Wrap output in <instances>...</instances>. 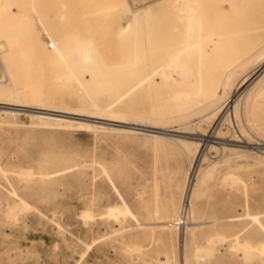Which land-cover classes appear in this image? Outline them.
I'll use <instances>...</instances> for the list:
<instances>
[{
  "label": "rangeland",
  "instance_id": "obj_1",
  "mask_svg": "<svg viewBox=\"0 0 264 264\" xmlns=\"http://www.w3.org/2000/svg\"><path fill=\"white\" fill-rule=\"evenodd\" d=\"M16 1L0 29V43L6 36L17 40L14 66L1 61L0 54V87H13L14 93L0 102L38 109L0 105V264H186L188 254L195 256L193 264H245L232 241L243 228H252L251 214L264 218V74L261 81L252 82L255 77L239 88L237 84L250 73L264 71V0H233L225 6L218 4L221 0H201L203 7L212 4L219 10L207 19L204 36L213 41L204 46L201 66L204 74L216 77L218 89L215 101L188 111L167 102L163 87L138 84L133 73L125 83L111 82L109 91L94 94L98 106L42 102L50 92L66 96L78 90L76 94L85 96L88 92L77 79L89 80L90 73L76 69L62 85L56 79L70 72L71 63L31 52L36 35L53 50L41 12L64 13L63 18L44 21L58 24L50 29L67 33L74 47L96 50L108 72L128 71L135 65L132 50L128 41L116 38L117 32L131 11L163 0ZM31 2L37 11L28 9ZM4 6L0 4L1 14L6 13ZM165 12L161 5L136 18V26L146 25L148 59L166 54L167 35L154 29ZM172 34L179 35V29ZM178 76L174 71L173 77ZM16 109L30 111L28 120ZM39 109L52 112L36 113L48 112ZM146 125L185 129L188 134L165 131L171 133L161 138L133 130L148 129L141 127ZM210 133L219 140L205 142ZM178 136L193 145L178 144ZM53 154L70 160L58 164ZM190 168L194 182L199 171L214 169V184L193 200L200 224L194 227L193 253L180 247L174 227L160 223L161 216L154 213L156 207L169 219L179 213L172 199ZM27 171L33 175L29 180L24 178ZM125 208L131 213L120 212ZM217 218L219 223H210Z\"/></svg>",
  "mask_w": 264,
  "mask_h": 264
},
{
  "label": "bare ground",
  "instance_id": "obj_2",
  "mask_svg": "<svg viewBox=\"0 0 264 264\" xmlns=\"http://www.w3.org/2000/svg\"><path fill=\"white\" fill-rule=\"evenodd\" d=\"M232 1L233 0H221L218 4L225 6L227 3L229 4ZM15 3H17L16 0H0V4L5 5L4 7L6 8V13L4 14L0 13V29L3 25H6L5 17L13 13L12 6L15 5ZM202 3L203 2H201V0H163V1H156L153 4L149 5L147 8L139 10L137 12L131 11V15L129 16L127 21H125V24L119 28V31L117 32V35H116V38L118 40L128 41L130 43V48L132 50V59L135 62V65H132L128 71L126 69L122 71H116L112 69L108 72L107 70L104 69L103 64H102V59L100 58V56L98 55L99 53H97L96 50H94V52L92 51L88 53L89 49H86V52H83L82 49L77 48L76 45L74 47L67 33L61 32V30H59L58 28H55L52 30L50 29L52 26L54 27L58 26V24L51 23L50 25H48L44 21V19L47 21H51L52 19L63 18L64 13L51 15V13H48L47 11L41 12L40 20L45 30L49 32L48 36L51 39L53 50L50 53L49 48L45 47L43 42L41 41L40 35L39 36L36 35V36H33L32 38L31 52L34 55L39 54L38 56L45 60H48L50 58V59H56V60L63 61V63L64 62L69 63V64L71 63L70 72L63 74L61 78L59 77V79H56L57 81L58 80L61 81L62 85L66 86V84L69 83V81L71 80V74H73V72H76V69H84L86 72L90 73L89 80L77 79L80 85L85 87L86 91L88 92L85 96H80L76 94L78 90L76 92H71L70 95L69 93H67L68 96L67 95L62 96L60 94H55L54 92L52 93L50 92L45 98H42L43 99L42 102L46 103V105L47 104H60L63 106H68V107L70 105L71 106L75 105L76 107H80L84 102H91L98 106L99 104L95 99L96 94L109 91L112 87L110 86L111 82L113 84L119 83V81L120 82L122 81L125 83V81H128L129 79L128 75L133 73L134 79L138 80L137 82L138 84L142 82H150V84L155 85L156 88L163 87V89L165 90L167 94L166 95L167 102L173 103L174 107H176L178 110L180 109V111H188L190 109H197V108L199 109L203 105H208L212 103L217 95L218 81L216 80V77L213 76L212 74L210 73L204 74V72L201 69V66L203 64L204 57H205L204 56V52H205L204 46L207 45V43L209 44L210 42L213 41L209 38H205L204 36L205 27L210 22V20L214 16L217 15L219 10L215 8L212 4H210L209 6L207 5L203 7ZM161 5L162 6L164 5L166 12L161 17H159L161 23L159 22L160 24H156L154 29H156L155 31H157V33H159L160 35H163V34L167 35L164 39L167 44L166 49H165L166 54L164 57L159 54L153 55L151 56V59H148L150 57V56L148 57V55L150 54L148 51H146L144 47L147 36L145 37V35H143L145 33V32L143 33V29L144 28L146 29V25L140 24L136 26L135 25L136 18L138 14L145 13L146 11L147 12L150 11L151 13H153L154 9ZM28 9L37 11L36 5L33 2L30 3V7ZM23 11H24V7L23 9L18 10L19 14L24 13ZM207 19L209 22L207 21ZM177 29H179V35L175 36L172 33ZM151 38L150 40L154 41L152 43H155L156 40L151 39ZM78 40L79 41H77L76 44L80 42L82 39H78ZM16 44H17V40L14 37H11V36L5 37L4 43H0V54L4 57L3 60L0 58L1 61L10 62L11 66H14L16 64L14 63V60L17 57L15 53ZM209 52L210 51L206 49V53H209ZM165 64H168V65L166 66V68L162 69V67ZM194 67H198V69L194 70ZM174 71L178 73L179 75L178 78L173 77ZM263 74H264V71H262L261 73H259L258 71V73L256 74L250 73L237 84V87L239 88V86L242 84V81L247 80V79H253L256 77L255 80L252 81V82H255L258 79H260ZM158 78L161 80V82L159 83H157ZM137 83L135 85H138ZM234 84L235 82L233 83V85ZM131 90L132 89L127 90L125 94H123L120 98L128 95L131 92ZM13 93H14L13 87L11 88V90H8L5 87H0V97L10 96L11 98H13ZM17 95L19 97L20 93L18 92ZM24 96L27 97L28 94L25 93ZM0 105H9V106H16V107H25L29 109L30 108L38 109L36 107H31V106L29 107V106L17 105V104H8L4 102H0ZM105 107L107 106L105 105ZM39 110H47L48 112L43 113L44 112L43 111V112H36V113L48 114L49 112H52L51 110H48V109H39ZM13 111H18L17 115L22 116L23 119L25 120H28L27 113L30 111L28 112L19 111V109H16ZM8 113L9 112L7 110L3 112V114H8ZM13 115L15 116V114ZM43 117H45V115ZM92 120L94 123H99L98 119L94 118ZM116 122L120 123L119 121H116ZM125 124L127 125V123ZM141 127H145L148 129L153 128L154 130H157L158 132L144 130V129L135 128V127H133V130H137V132L139 130H142L143 132H146V134L151 133L153 134L154 137H161V138L169 136V134L163 133L165 131L182 133L185 135L187 133V130L185 129L169 130L166 127L160 128V127L148 126V125L141 126ZM129 128L132 129V127H129ZM215 133L213 134L210 133V135H205V138H204L205 142L210 144V143L215 142V140H219V138L216 136ZM179 136L177 137L178 140H175L178 142V144L180 141L182 145L187 146V147L188 146L190 147L193 145L191 144V142H188L185 140H179ZM155 141L158 142V140H154V142ZM149 143H150L149 141L145 142V144H149ZM52 158L58 164H65L69 162L70 160V157L64 154H53ZM69 168L70 167L66 169H69ZM194 174L195 173L192 172V169L190 168L187 174V181L182 186L181 191H180V192H183L181 195L180 201L178 197L180 192L177 193L178 195H176V199L175 197L172 199L173 205H175L176 207L179 205V211H178L179 213L177 215L169 219V217H164L161 215V211L158 207H156L154 210V213L161 216V218H157V219H160L159 220L160 223H162L163 225L168 224L174 227V229L176 230V234L179 237L178 239H179L180 247L183 248L184 246V250H186L188 253H193V250H194L193 248H194L195 237H196L195 236L196 232L194 231V227L200 225L198 223V219H199L198 214H197L198 212L196 211V209H194L193 200L201 197L204 194V191L210 188V183L214 184V182H211L213 175H214V169L207 168L205 171H199V174L196 175V182L193 181ZM23 175H25V173H23ZM32 177L33 175L31 171L30 172L27 171L26 177L24 176V178L25 179L27 178L28 180ZM155 200H156V197H155ZM263 205H264V199H263ZM15 210L16 208L14 209V211ZM120 212L124 213V215L126 214L128 215V213H131V211L126 208L121 210ZM110 215H111V212H110ZM86 216L92 217L93 214L87 213ZM250 216H252V228L250 227L251 229H248V230L243 228L241 235H239L240 234L239 232L238 234L233 235L235 236V238L232 241L233 243L232 247L234 249L235 248L239 249L238 252L241 251L243 253L245 264H264V218L256 214L254 215L251 214ZM78 218H81V217H78ZM81 219H83V217ZM219 222H220V219L217 218L216 220H213L210 223H219ZM27 230H28V227H27ZM182 235L184 236L183 242H182ZM133 249L135 250L136 248H133ZM194 259H195V256L189 255V254L186 255V264H193Z\"/></svg>",
  "mask_w": 264,
  "mask_h": 264
},
{
  "label": "water",
  "instance_id": "obj_3",
  "mask_svg": "<svg viewBox=\"0 0 264 264\" xmlns=\"http://www.w3.org/2000/svg\"><path fill=\"white\" fill-rule=\"evenodd\" d=\"M140 129H142V128H140ZM144 130H149V131H157V130H154V129H144ZM158 132V131H157ZM163 133H171V132H163Z\"/></svg>",
  "mask_w": 264,
  "mask_h": 264
}]
</instances>
